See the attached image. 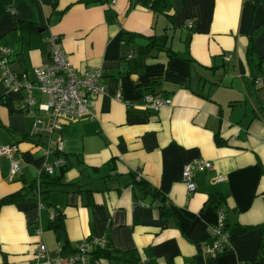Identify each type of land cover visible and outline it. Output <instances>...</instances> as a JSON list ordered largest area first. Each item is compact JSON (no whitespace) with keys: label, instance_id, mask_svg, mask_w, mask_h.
<instances>
[{"label":"crops","instance_id":"obj_1","mask_svg":"<svg viewBox=\"0 0 264 264\" xmlns=\"http://www.w3.org/2000/svg\"><path fill=\"white\" fill-rule=\"evenodd\" d=\"M51 36L77 72H103L107 93L92 98L89 118L63 117L49 137L39 129L50 119L34 69L49 62ZM1 48L37 103L19 110L26 91L10 93L0 81V97L12 102L0 103V147L18 154L10 180V161L0 157V201L13 197L0 206V264H44L39 244L55 258L61 243L51 214H60L70 248L105 240L137 257L88 264L254 262L264 227V84H254L264 61V0H170L163 11L133 0H0ZM145 95L171 105L147 110ZM58 156L64 169L50 181L41 171ZM195 160L212 168L195 174L189 192L181 173ZM212 197L219 207L208 204ZM220 209L225 225L248 231L232 232L231 251L212 257L203 249Z\"/></svg>","mask_w":264,"mask_h":264},{"label":"built area","instance_id":"obj_2","mask_svg":"<svg viewBox=\"0 0 264 264\" xmlns=\"http://www.w3.org/2000/svg\"><path fill=\"white\" fill-rule=\"evenodd\" d=\"M116 0H109L114 4ZM11 11V10H10ZM192 27V23H188ZM58 37L51 36L47 43L49 47V62L34 69L35 88L41 95L46 96V102L39 107L49 116L50 122L45 130L51 137L54 133L59 134L62 130L61 119L71 118L84 120L92 115L91 100L94 97L105 95L107 93L104 85V74L99 69L77 72L69 63L66 53L63 51ZM11 51L8 48L0 49V81L10 93H19L26 91L27 96L19 102V109L25 110L36 105L37 101L32 96L31 91L34 87L25 74L18 75L9 68ZM255 84L260 86L264 84V65H262V76L256 80ZM115 101H122L120 91H116L113 96ZM144 107L147 110L158 112L160 109L171 105L169 99H162L154 95H145L143 97ZM124 104H127L124 102ZM41 122H37L39 127ZM38 129V128H37ZM36 129V131H38ZM57 149L62 152L63 142L60 135L56 138ZM17 149L15 146L0 147V157L4 156L10 161L9 180L18 170ZM64 165L61 157H56L52 164L43 167L42 173L47 176H53L57 168ZM212 164L203 160H195L184 166L181 179L189 192L195 190L194 176L196 173L210 170ZM223 178L219 177L215 182H221ZM54 214L50 215L53 220ZM105 240H89L77 245L75 253L69 256L61 255V248L55 250V258H50L44 244H39L35 255L38 261L44 264H88V253L92 247L103 248ZM230 250L229 235L224 231V219L222 209L218 213V222L210 228L208 243L203 251L212 257L222 255Z\"/></svg>","mask_w":264,"mask_h":264},{"label":"trees","instance_id":"obj_3","mask_svg":"<svg viewBox=\"0 0 264 264\" xmlns=\"http://www.w3.org/2000/svg\"><path fill=\"white\" fill-rule=\"evenodd\" d=\"M133 1L136 2L137 4L141 5L142 7L150 9L152 11H163V10L168 9L170 7V0H133ZM249 51H251V44L249 47ZM262 65H264V61H262L260 63V66H262ZM256 80L257 79L254 80V84H255ZM154 83L155 82L153 81L152 84H154ZM0 103L6 104V105H9V104L12 105V102L10 100H7V98L5 96L0 97ZM61 169L63 170L64 166H62ZM55 175H56V172L53 176H47L41 172V176H44L45 178L49 179L50 181H53L55 179V177H56ZM138 186H140V187L144 186L143 181L138 182ZM143 190H145V189H143ZM12 201H13V197L2 200V201H0V206L8 204ZM219 203H220V198H217V197H212L210 199V201H208L209 205H214V204L217 205L218 204L217 207H219ZM51 227L56 234L58 242L61 243L59 246L61 248V255L62 256H69V255L75 253L76 247L70 248L64 240L60 214H55L54 219L51 221ZM260 230L262 231V242L260 244V249L258 251L257 258L251 264H264V256H262V254H264V227H261ZM224 231H226L230 237L232 232H235L236 234H244L248 231V228H237V227L230 228L224 224ZM230 251L231 250H228L224 254H226ZM88 257H89V261L98 260V259H105V258H107V259L108 258H110V259L111 258L112 259L117 258V259L124 260L126 262H131V263L137 262V257L135 256V254L133 252L122 253V252H118L116 250H110L107 242L105 243V246L103 248H100L97 246L92 247V250L88 253Z\"/></svg>","mask_w":264,"mask_h":264},{"label":"water","instance_id":"obj_4","mask_svg":"<svg viewBox=\"0 0 264 264\" xmlns=\"http://www.w3.org/2000/svg\"><path fill=\"white\" fill-rule=\"evenodd\" d=\"M132 55H134V54H132ZM120 69H121V72L126 71V70H127L126 65H124V64L121 65ZM150 194H152V193H150ZM154 207H155V208H160V207H162V205L159 204L158 202H156V203L154 204ZM262 256H264V254H262Z\"/></svg>","mask_w":264,"mask_h":264}]
</instances>
